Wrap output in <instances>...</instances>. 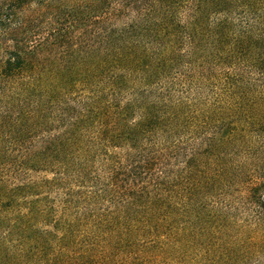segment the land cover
<instances>
[{
	"label": "trees",
	"instance_id": "trees-1",
	"mask_svg": "<svg viewBox=\"0 0 264 264\" xmlns=\"http://www.w3.org/2000/svg\"><path fill=\"white\" fill-rule=\"evenodd\" d=\"M0 264H264V0H0Z\"/></svg>",
	"mask_w": 264,
	"mask_h": 264
}]
</instances>
